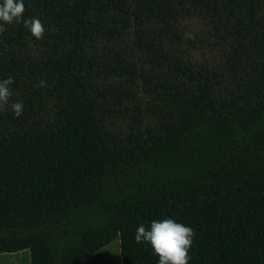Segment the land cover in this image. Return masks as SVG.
Instances as JSON below:
<instances>
[{
    "label": "trees",
    "instance_id": "1",
    "mask_svg": "<svg viewBox=\"0 0 264 264\" xmlns=\"http://www.w3.org/2000/svg\"><path fill=\"white\" fill-rule=\"evenodd\" d=\"M2 3V0H0ZM0 34V254L158 264L136 228H193L190 264H264V0H24ZM46 81V87L39 82Z\"/></svg>",
    "mask_w": 264,
    "mask_h": 264
},
{
    "label": "clouds",
    "instance_id": "2",
    "mask_svg": "<svg viewBox=\"0 0 264 264\" xmlns=\"http://www.w3.org/2000/svg\"><path fill=\"white\" fill-rule=\"evenodd\" d=\"M26 11L24 0H2L0 3V34L7 28L5 25L23 23L31 35L41 40L45 28L39 18L25 20ZM14 79L8 77L0 80V113L6 112L13 96ZM40 87H46V81L39 82ZM11 111L19 118L23 115L24 105L19 101L11 102ZM195 231L193 228L177 222L175 219L152 220L149 227L140 224L136 228L135 241L137 244L150 245L158 257V264H190V251L193 245Z\"/></svg>",
    "mask_w": 264,
    "mask_h": 264
},
{
    "label": "rangeland",
    "instance_id": "3",
    "mask_svg": "<svg viewBox=\"0 0 264 264\" xmlns=\"http://www.w3.org/2000/svg\"><path fill=\"white\" fill-rule=\"evenodd\" d=\"M27 251L14 254H0V264H29L26 254ZM99 260L90 259V264H122L121 242L119 239L101 251Z\"/></svg>",
    "mask_w": 264,
    "mask_h": 264
},
{
    "label": "crops",
    "instance_id": "4",
    "mask_svg": "<svg viewBox=\"0 0 264 264\" xmlns=\"http://www.w3.org/2000/svg\"><path fill=\"white\" fill-rule=\"evenodd\" d=\"M99 253H101V252H99ZM26 254H28L27 255V259L29 260V264H31V254H30V251H27Z\"/></svg>",
    "mask_w": 264,
    "mask_h": 264
}]
</instances>
